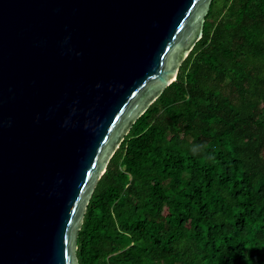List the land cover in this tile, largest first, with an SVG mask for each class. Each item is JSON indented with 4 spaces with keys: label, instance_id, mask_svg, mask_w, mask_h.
I'll list each match as a JSON object with an SVG mask.
<instances>
[{
    "label": "water",
    "instance_id": "water-1",
    "mask_svg": "<svg viewBox=\"0 0 264 264\" xmlns=\"http://www.w3.org/2000/svg\"><path fill=\"white\" fill-rule=\"evenodd\" d=\"M212 0H0V264H79L97 182Z\"/></svg>",
    "mask_w": 264,
    "mask_h": 264
},
{
    "label": "trees",
    "instance_id": "trees-1",
    "mask_svg": "<svg viewBox=\"0 0 264 264\" xmlns=\"http://www.w3.org/2000/svg\"><path fill=\"white\" fill-rule=\"evenodd\" d=\"M79 264H264V0H212L110 159Z\"/></svg>",
    "mask_w": 264,
    "mask_h": 264
}]
</instances>
